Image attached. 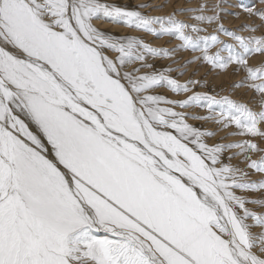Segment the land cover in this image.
I'll list each match as a JSON object with an SVG mask.
<instances>
[{"label": "snow or ice", "instance_id": "6c2138e0", "mask_svg": "<svg viewBox=\"0 0 264 264\" xmlns=\"http://www.w3.org/2000/svg\"><path fill=\"white\" fill-rule=\"evenodd\" d=\"M96 21L181 43L155 48ZM219 30L239 49L175 13L105 0H0V264H264V231H251L264 230V213L247 206L264 208V178L231 163L243 156L264 177V148L254 139H264V110L192 92L199 81L180 83L171 68L143 71L154 68L149 57L199 51L213 68L237 65L264 96V64L248 62L264 54V36ZM162 88L192 94L169 99L157 94ZM189 119L235 125L233 135L250 139L209 146L215 132Z\"/></svg>", "mask_w": 264, "mask_h": 264}, {"label": "rangeland", "instance_id": "374dc122", "mask_svg": "<svg viewBox=\"0 0 264 264\" xmlns=\"http://www.w3.org/2000/svg\"><path fill=\"white\" fill-rule=\"evenodd\" d=\"M105 2L114 3L121 7H127L128 9L140 10L144 14L151 16H169L175 13L176 18L178 20L188 23L189 25L190 24L196 25L198 27L207 29L206 32H201L200 35H209V34L218 35L220 40L224 41L225 44H233L237 47V49H239V45L237 41H235L233 37L226 35L224 31L219 30L220 25H223V29L231 31L236 35H240L244 37L264 36V19H261L258 15L255 14L250 15L247 11H245L244 7H241V5H244L246 7L254 8L257 12L264 11V2H262V0H174V1L146 0V2L145 0H105ZM181 2H183V4ZM141 4H147L149 5V7L137 9V6ZM201 7L204 8L203 12L181 11V9L198 10ZM201 14L206 16L215 15L218 17V20L212 24H208L206 22L201 23L194 19L196 15H201ZM95 23L98 28L110 32L117 36H135L138 38H142L145 43H148L155 48H165L168 50H172V49H176L177 46L181 43L179 40L170 36L157 38L152 34H148L139 30H134L123 25H119L123 27L122 30H116L112 28L113 26L111 25L113 24L111 23L105 21H96ZM100 23H103L106 26H101ZM211 27H214V29H212ZM249 27H256L257 30L255 32L250 31ZM221 47H223V45H216L212 47L210 51L211 53H215ZM222 55L227 56V52L222 53ZM201 56L202 54L199 51L194 52L191 50L179 49L169 57H163V56L156 58L149 57L147 62L153 64L154 68L152 69L145 68L143 69V71H147V72L164 71L170 67L172 69L170 75L175 79L179 77L177 80H179L180 83H187L188 81H196V80L199 81V83L192 88V92L207 93L208 95L214 96L217 99H220L222 97H228L229 99L236 101L238 103H242L245 105L248 104L247 106L255 112H260L264 110V96L258 94L255 90L250 89L249 87L246 86L247 74L243 70H238V66L235 64L229 65L227 69L213 68L212 65L205 62L202 58L197 59L198 57ZM248 62L253 67L260 66L264 64V54H255L253 56H250L248 58ZM139 66H140L139 62H137V64L129 66V70H131L133 67H139ZM226 72L228 73L226 74ZM223 75H229V78H225L223 77ZM181 77H183V80ZM220 78H221L220 80L221 83L218 82V79ZM225 84L228 87H225ZM240 84H244L245 86L237 87V85ZM157 94H163L167 96L169 99L184 100L187 98L188 95H191L192 93L176 94L171 92L170 89L162 88L157 90ZM235 96L237 97L235 98ZM250 100H252L253 102ZM177 111H187L196 116H207L209 114L206 108H188V109L178 108ZM208 122L209 121L206 120H195V119L188 120V123L193 124L196 127H200L202 130L215 132V136L205 138L206 143H208L209 146L220 145V144L228 145L243 141L245 139H250V137L233 135V133L238 131L235 125H232L231 127L225 129L219 124L217 123L215 124V122L212 121L211 124L213 123L214 127L210 128L209 125L206 126ZM261 128L264 129V124L261 125ZM254 139L255 142L260 147L264 148V139H260L258 137ZM236 152H239V149L233 148L225 151L223 154V159L225 160V162L226 163L229 162L227 158L229 156H232L233 153ZM259 157H260L259 153H254L252 155L253 159H259ZM243 160H244L243 156H237L235 159L231 160V163L241 168H245L247 171H249L250 172L249 179L251 180H260L264 178L262 177L261 174L253 173L251 169H247V166L245 163H243ZM258 196L259 194H256L255 196L250 195V198H256ZM247 206L253 209L254 211H257L258 213H264V208H261L259 205L249 204ZM249 223H253V222L249 221ZM251 231L254 234H259L264 230H262L260 227H253Z\"/></svg>", "mask_w": 264, "mask_h": 264}, {"label": "bare ground", "instance_id": "6f19581e", "mask_svg": "<svg viewBox=\"0 0 264 264\" xmlns=\"http://www.w3.org/2000/svg\"><path fill=\"white\" fill-rule=\"evenodd\" d=\"M173 1H174V0H173ZM145 2H146V0H145ZM206 2H207V1H206ZM137 3H138V1H137ZM140 3H141V2H140ZM181 3L183 4V2H181ZM209 5H210V3H209ZM152 6H153V5H152ZM172 10H174V9H172ZM150 13H151V12H150ZM157 14H159V13H157ZM161 15H162V14H161ZM100 24H101V26H106V25H104L103 23H100ZM190 25H191V24H190ZM111 26H113L112 28H113V29H116V30H122V28H123V27H121V26H119V25H114V24L111 25ZM211 28L214 29V27H211ZM208 29H209V28H208ZM220 37H221V36H220ZM224 40H225V39H224ZM172 44H173V43H172ZM157 45H158V44H157ZM175 54H176V53H175ZM176 56H178V55H176ZM179 57H180V56H179ZM183 59H186V58H183ZM173 61H174V60H173ZM175 61H176V60H175ZM177 62H178V61H177ZM180 62H181V61H180ZM163 63H164V62H163ZM182 63H183V62H182ZM165 64H166V63H165ZM182 65H183V64H182ZM175 66H177V65H175ZM180 66H181V65H180ZM186 66H187V65H186ZM169 68H170V67H169ZM188 69H189V68H188ZM190 70H191V69H190ZM190 70H189V71H190ZM202 71H203V70H202ZM174 73H175V72H174ZM180 73H181V72H180ZM227 73H228V72H226V74H227ZM200 74H201V73H200ZM212 74H213V73H212ZM224 74H225V73H224ZM210 75H211V74H210ZM229 75H230V74H229ZM229 75H223V77H225V78H229ZM188 76H189V75H188ZM203 77H204V76H203ZM208 77H210V76H208ZM219 77H220V76H219ZM219 77H218V78H219ZM178 78H179V77H178ZM178 78H177V79H178ZM181 78H182V80H183V77H181ZM206 78H207V77H206ZM186 79H189V78H186ZM196 79H197V78H196ZM196 79H195V80H196ZM204 79H205V78H204ZM199 80H200V79H199ZM206 80H207V79H206ZM220 80H221V78L218 79V82H219V83H221ZM226 80H227V79H226ZM196 81H197V80H196ZM215 81H216V80H215ZM223 84H224V83H223ZM227 84H228V83H227ZM219 85H220V84H219ZM222 86H223V85H222ZM213 87H214V86H213ZM225 87H228V86L225 84ZM199 90H200V89H199ZM169 92H170V91H169ZM224 92H225V91H224ZM226 92H227V91H226ZM228 92H229V91H228ZM249 93H250V92H249ZM225 94H226V93H225ZM228 94H229V93H228ZM232 94H233V92H232ZM220 95H221V93H220ZM237 95H238V94H237ZM249 95H250V94H249ZM222 96H223V95H222ZM236 97H237V96H235V98H236ZM247 98H248V97H247ZM250 101H252V100H250ZM252 102H253V101H252ZM258 102H259V101H258ZM258 102H257V103H258ZM262 102H263V101H262ZM257 103H256V104H257ZM259 104H260V103H259ZM247 105H248V104H247ZM251 105H252V104H251ZM256 109H257V108H256ZM256 109H255V110H256ZM211 122H212V121H209V122L207 123L206 126L209 125L210 128H213L214 125H213V123L211 124ZM215 124H216V123H215ZM209 127H208V128H209ZM208 128H207V129H208ZM256 231H257V230H256Z\"/></svg>", "mask_w": 264, "mask_h": 264}]
</instances>
